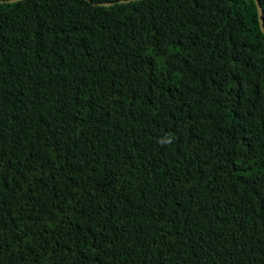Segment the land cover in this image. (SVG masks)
Here are the masks:
<instances>
[{
  "label": "trees",
  "instance_id": "obj_1",
  "mask_svg": "<svg viewBox=\"0 0 264 264\" xmlns=\"http://www.w3.org/2000/svg\"><path fill=\"white\" fill-rule=\"evenodd\" d=\"M0 264H264L254 0H0Z\"/></svg>",
  "mask_w": 264,
  "mask_h": 264
},
{
  "label": "water",
  "instance_id": "obj_2",
  "mask_svg": "<svg viewBox=\"0 0 264 264\" xmlns=\"http://www.w3.org/2000/svg\"><path fill=\"white\" fill-rule=\"evenodd\" d=\"M2 1L11 2V1H17V0H2ZM129 1H132V0H118V2H129ZM254 1H255L256 6H257V10H258L259 25H260V28H261L262 32L264 33L263 9H262V6H261L259 0H254ZM111 3L112 2H106V3H102V4H104V5H110Z\"/></svg>",
  "mask_w": 264,
  "mask_h": 264
}]
</instances>
